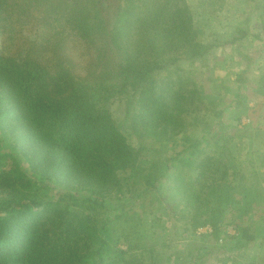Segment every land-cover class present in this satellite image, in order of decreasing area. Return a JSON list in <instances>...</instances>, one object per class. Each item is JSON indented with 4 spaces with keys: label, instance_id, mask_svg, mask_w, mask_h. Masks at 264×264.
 I'll list each match as a JSON object with an SVG mask.
<instances>
[{
    "label": "trees",
    "instance_id": "1",
    "mask_svg": "<svg viewBox=\"0 0 264 264\" xmlns=\"http://www.w3.org/2000/svg\"><path fill=\"white\" fill-rule=\"evenodd\" d=\"M26 1L44 21L43 33L67 31L84 42L94 69L82 76L69 57L46 63L34 50L0 54V264H158V239L132 229L131 210L152 203L173 169L185 167L193 183L182 189L175 178L177 211L192 231L206 225L212 231L194 235L166 260L215 264L224 253L230 264H264V195L248 199L242 173L207 151L217 138L210 117L222 110L209 107L204 89L179 73L180 63L245 37L247 21L228 40L201 49L185 0ZM16 3L0 0V22L15 15ZM253 11L264 35V0ZM255 47L244 57L248 63L264 52ZM243 100L235 95V105ZM199 128L212 133L196 137ZM145 150L153 159L139 163ZM237 209L250 216L249 225H233ZM249 245L258 249L244 257L240 250Z\"/></svg>",
    "mask_w": 264,
    "mask_h": 264
},
{
    "label": "rangeland",
    "instance_id": "2",
    "mask_svg": "<svg viewBox=\"0 0 264 264\" xmlns=\"http://www.w3.org/2000/svg\"><path fill=\"white\" fill-rule=\"evenodd\" d=\"M14 1L17 2L14 7L15 15H10L0 22V54L16 56L34 50L46 63L56 57H69L73 69L82 76L89 77V72L94 69L93 54L89 47L84 42L77 41L67 31L56 36H50L47 30L43 33L46 27L44 21L38 13L30 14V4L28 5L26 0ZM207 1L185 0L191 11L194 27L200 31L196 41L201 49L214 39L219 43L228 40L230 32L237 27H244L245 21L248 34L232 45L214 48L200 59L180 63L182 71L179 73L187 77L193 87L204 89L201 97L209 107L222 110L220 118L210 117L209 127L217 124V138L208 144L206 149L230 170L242 173L241 183L249 188L250 194L247 198L253 201L257 194L264 195V52L253 56L251 63L244 57L250 55L256 45L264 46V35L261 34L257 13L253 11L255 3L260 0H224L220 9H211L206 5ZM4 22L7 23L2 24ZM53 25L56 26L55 23ZM258 36L260 38L257 39ZM42 49L48 50L42 52ZM243 72L245 73L242 75ZM163 76L164 73L155 74L158 79ZM239 77L241 81L246 79V82L238 83ZM237 93L244 98L240 105H235ZM111 112L113 118L117 119L115 104L111 106ZM210 128H199L194 136L206 132L211 134ZM128 141L136 146L133 139ZM220 145L225 147L221 149ZM154 147H157L156 144H149L147 149ZM0 153H3L1 144ZM153 156L149 150L142 151L138 158L139 163L152 160ZM180 170L181 172L173 169L168 179L170 182L164 183L163 189L156 194L152 203L147 204L145 201L142 210H131L137 214L132 220L133 223H129L132 229L139 234L158 239V264H171L166 260L168 255L184 249L189 241H193L194 235L199 236L197 229L200 227L192 231L175 206L179 203L178 193L172 194L179 185L175 178L181 181L182 189H187L193 183V174L189 169L185 167ZM30 193L37 198L42 195V192ZM240 213L237 209L233 214V225H249L250 216ZM255 225V234L259 235L263 231L262 227L258 222ZM225 229L226 233L233 232L232 225H227ZM257 249L256 246L249 245L242 248L240 253L248 257L256 253ZM217 258L221 262L215 264H230L224 253L217 255Z\"/></svg>",
    "mask_w": 264,
    "mask_h": 264
},
{
    "label": "built area",
    "instance_id": "3",
    "mask_svg": "<svg viewBox=\"0 0 264 264\" xmlns=\"http://www.w3.org/2000/svg\"><path fill=\"white\" fill-rule=\"evenodd\" d=\"M211 227L206 225V226H203V227H200L199 229H197V234H209L211 233ZM233 232H227L229 233L230 235L234 234V230L232 229Z\"/></svg>",
    "mask_w": 264,
    "mask_h": 264
}]
</instances>
